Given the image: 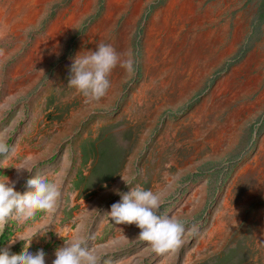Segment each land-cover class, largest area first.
Segmentation results:
<instances>
[{
	"label": "rangeland",
	"instance_id": "rangeland-1",
	"mask_svg": "<svg viewBox=\"0 0 264 264\" xmlns=\"http://www.w3.org/2000/svg\"><path fill=\"white\" fill-rule=\"evenodd\" d=\"M74 1L50 0L36 24L19 31L14 23L25 11L13 18L14 2L0 0V141L8 150L0 154V176L21 194L33 175L61 191L51 218L10 221L9 241L47 227L28 249L43 250L45 264L64 246L56 231L65 242L84 238L98 264H264L259 0H128L122 9L93 0L60 45L42 49L41 63L35 50L62 14L73 13ZM100 42L119 54L131 50L136 71L128 76L117 66L108 95L87 103L67 87L70 69L78 53ZM120 176L156 193L158 214L185 225L177 254L151 251L140 229L108 216L121 202L117 190L130 191ZM219 223L223 233L209 239ZM22 248L18 240L10 251Z\"/></svg>",
	"mask_w": 264,
	"mask_h": 264
},
{
	"label": "clouds",
	"instance_id": "clouds-1",
	"mask_svg": "<svg viewBox=\"0 0 264 264\" xmlns=\"http://www.w3.org/2000/svg\"><path fill=\"white\" fill-rule=\"evenodd\" d=\"M117 66L123 68L128 76L135 74L136 59L131 50L119 54L110 44L97 43L95 51H83L74 58L67 87L82 95L87 103H98L108 95L110 76ZM7 151V146L0 141V154H6ZM15 168L32 173L31 169L24 166ZM121 179L130 187V191L121 193L117 190L121 202L111 206L108 216L116 225H135L140 229L138 237L151 251L177 254L184 243L187 231L185 225L176 216L158 214L162 201L152 190L131 187L130 181L124 177ZM26 186L28 191L21 194L16 190V182L7 176H0V234L10 221L23 225L37 213L48 218L55 214L61 196L57 182L33 175L27 179ZM46 232L47 227L28 228L16 235L8 242L9 247L0 248V264H45L46 253L43 250L33 255L28 249L33 238L38 234L43 236ZM56 234L64 241V246L55 249L52 264H98L95 249L90 248L84 238L74 235L65 242L63 235L57 231ZM18 240L23 242V248L19 254H14L10 246Z\"/></svg>",
	"mask_w": 264,
	"mask_h": 264
},
{
	"label": "bare ground",
	"instance_id": "bare-ground-1",
	"mask_svg": "<svg viewBox=\"0 0 264 264\" xmlns=\"http://www.w3.org/2000/svg\"><path fill=\"white\" fill-rule=\"evenodd\" d=\"M14 2V10L15 13L13 15L16 17L17 15H21L23 11H25V15L22 19L16 20L14 23L19 31L26 30L30 26L36 24L40 16V6L46 4L50 0H12ZM12 2V3H13ZM128 2V0H108L109 8H119L122 9L124 5ZM93 0H75L74 1V11L70 14V16L64 20L65 14L60 16L58 21L49 29L48 35L45 37L46 39L41 41L37 50H35L38 54V59L42 62L46 60V56L42 54V49L44 48H52L56 47L63 42L64 35L69 33L73 28H75L83 16L88 14L93 7ZM142 7L141 3L137 5V11ZM71 8V7H70ZM136 11V12H137ZM69 12V11H68ZM5 13L3 10H0V16H3ZM10 18V17H9ZM21 18V17H20ZM8 19V18H7ZM2 18L0 19V21ZM6 21V20H5ZM4 32L7 30V27L10 24V21L7 20L4 23ZM12 24V23H11ZM14 25V26H15ZM13 26V27H14ZM3 27V26H2ZM10 27V26H9ZM10 29V28H9ZM3 30V29H2ZM21 33V32H20ZM1 34V33H0ZM4 34V33H3ZM9 34V33H8ZM13 34V33H12ZM56 51V50H55ZM33 55V54H32ZM224 225L218 224L213 227L209 234V239L213 238L217 234H221L224 231ZM204 244V243H203ZM205 247V246H203ZM200 249V248H199Z\"/></svg>",
	"mask_w": 264,
	"mask_h": 264
},
{
	"label": "trees",
	"instance_id": "trees-1",
	"mask_svg": "<svg viewBox=\"0 0 264 264\" xmlns=\"http://www.w3.org/2000/svg\"><path fill=\"white\" fill-rule=\"evenodd\" d=\"M259 2V15L261 18H264V0H260ZM10 236V229L7 228V230L0 236V248H3L7 244Z\"/></svg>",
	"mask_w": 264,
	"mask_h": 264
},
{
	"label": "crops",
	"instance_id": "crops-1",
	"mask_svg": "<svg viewBox=\"0 0 264 264\" xmlns=\"http://www.w3.org/2000/svg\"><path fill=\"white\" fill-rule=\"evenodd\" d=\"M260 1V0H259ZM260 3V2H259ZM257 18L260 20V21H264V18H261L260 15H259V7H258V10H257Z\"/></svg>",
	"mask_w": 264,
	"mask_h": 264
}]
</instances>
